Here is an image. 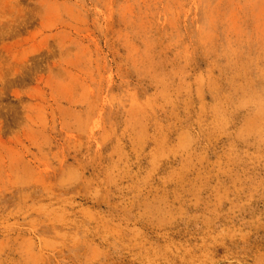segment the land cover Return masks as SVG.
Instances as JSON below:
<instances>
[{
	"label": "rangeland",
	"instance_id": "obj_1",
	"mask_svg": "<svg viewBox=\"0 0 264 264\" xmlns=\"http://www.w3.org/2000/svg\"><path fill=\"white\" fill-rule=\"evenodd\" d=\"M256 88L264 0H0V264H264Z\"/></svg>",
	"mask_w": 264,
	"mask_h": 264
},
{
	"label": "clouds",
	"instance_id": "obj_2",
	"mask_svg": "<svg viewBox=\"0 0 264 264\" xmlns=\"http://www.w3.org/2000/svg\"><path fill=\"white\" fill-rule=\"evenodd\" d=\"M237 107L250 109L252 117L261 125H264V88H256L250 92H246L244 96L239 98ZM251 134L252 132L249 131L242 139Z\"/></svg>",
	"mask_w": 264,
	"mask_h": 264
}]
</instances>
